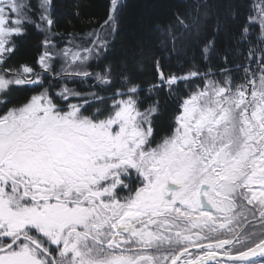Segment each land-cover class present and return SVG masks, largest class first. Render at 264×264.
I'll use <instances>...</instances> for the list:
<instances>
[{
    "label": "snow or ice",
    "instance_id": "6c2138e0",
    "mask_svg": "<svg viewBox=\"0 0 264 264\" xmlns=\"http://www.w3.org/2000/svg\"><path fill=\"white\" fill-rule=\"evenodd\" d=\"M119 8L81 36L57 30L56 0H0V264H264V0L225 67L154 56L145 80L105 62ZM33 31L35 60L17 61Z\"/></svg>",
    "mask_w": 264,
    "mask_h": 264
},
{
    "label": "trees",
    "instance_id": "16d2710c",
    "mask_svg": "<svg viewBox=\"0 0 264 264\" xmlns=\"http://www.w3.org/2000/svg\"><path fill=\"white\" fill-rule=\"evenodd\" d=\"M234 7L243 3L240 9V19L235 21L228 15V5ZM249 0H124L119 8L118 29L111 40V45L105 62H111L117 68L127 67L138 79H148L153 71V57L164 56L163 64L166 71L180 72L186 69L190 62L195 61L201 71L209 67L213 71L225 67L222 55L235 50L237 29L236 25L247 14ZM78 4L79 17L72 15ZM58 31L83 35L98 28L107 19L109 0H56ZM180 13L191 25L193 20L199 21V38L196 28L184 31L176 26L174 13ZM227 18V28L215 31L217 20ZM173 25L178 37L176 51L165 50L161 44L164 38L158 26ZM66 38V37H65ZM40 37L36 32H30L19 42V50L15 59L20 62L32 63L38 51L36 45ZM208 39H214L216 51L210 60L201 57V49ZM170 48V45L168 46ZM238 51H233L231 59H237ZM233 69L239 78L242 73L235 70V64L226 65ZM27 94V93H25Z\"/></svg>",
    "mask_w": 264,
    "mask_h": 264
},
{
    "label": "rangeland",
    "instance_id": "374dc122",
    "mask_svg": "<svg viewBox=\"0 0 264 264\" xmlns=\"http://www.w3.org/2000/svg\"><path fill=\"white\" fill-rule=\"evenodd\" d=\"M123 1L124 0H120V6L122 5V3H123ZM110 39H113V37H110ZM235 73H233V75H234ZM235 76V75H234Z\"/></svg>",
    "mask_w": 264,
    "mask_h": 264
}]
</instances>
